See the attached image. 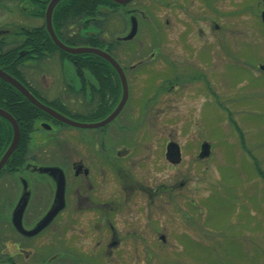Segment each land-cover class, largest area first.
I'll list each match as a JSON object with an SVG mask.
<instances>
[{
    "label": "flooded vegetation",
    "instance_id": "af4514ba",
    "mask_svg": "<svg viewBox=\"0 0 264 264\" xmlns=\"http://www.w3.org/2000/svg\"><path fill=\"white\" fill-rule=\"evenodd\" d=\"M147 1L131 0L126 4L114 3L113 6L100 4L93 15L86 16L79 25L74 24L67 30H55L51 16L53 30L61 42L71 36L83 40L81 45L63 42L65 45L99 48L118 63L126 82L125 101L111 120L103 125L84 128L61 122L44 111V115L32 121L28 130L4 109L16 121L18 141L22 138L27 142V150L20 162L9 165L7 162L13 151L0 169V264H115L122 239L130 236L128 231H121L120 216L130 212L133 197L138 194L144 199L137 203L136 208L140 207L141 212L145 210L144 215L146 212L150 215L148 210L152 211L153 197L166 193L163 187L152 193V186L148 183L149 174L146 175L152 166L164 164L166 167H181L187 148L193 150L197 162L213 157L214 145L205 135L183 143L175 135L169 134L167 129L161 128L159 131V128L168 124L170 103L180 96L186 86L193 89L201 84L207 91L204 94L209 102H213V83L207 80L215 74L210 70L211 64H214L211 51L216 52L215 49L219 47L228 58L233 52L232 43L225 36L219 39L205 38L206 35L216 36L217 32L223 30L222 23L213 13L215 3L220 0H201L207 6V13H199L193 7L195 0H160L165 10L180 11L185 19L181 20L185 28L178 39L166 37L163 30L161 39H154L156 43L152 44L146 43L151 38L141 35L144 28L150 33L152 26L146 15ZM21 9L31 20L40 21V24L28 27L18 25L24 32L22 35L11 28H0V49L16 48V57L27 58L22 62L23 68H33L26 72L24 69L22 80L11 76L42 104L73 121L81 122L69 115H82L84 121L81 123L86 124H96L106 119L123 97L119 72L105 58L96 54L99 57L97 68L89 67L92 65L89 54L92 53H83L88 65L77 69L70 59H60L56 52L37 51L48 41L40 30L43 27L47 31L45 12L41 17L37 6L32 8L25 1H22ZM250 13L259 18L264 26V0L253 5ZM111 14L114 15L115 27L119 28L122 21L125 23L124 32L118 30L112 39L105 31ZM132 17L137 21L136 33L132 38L125 39L131 30ZM171 26L172 21L167 13L162 27L167 30ZM34 29L40 33L30 37ZM50 39L53 42L51 36ZM94 41L102 47L92 46ZM225 41L229 42L228 48H224ZM37 43L39 48L30 53V47ZM196 45H199L197 50L194 48ZM179 46L184 51L196 53L208 68L199 63L184 62L182 54L176 53ZM57 55L60 62H71L74 68L72 75L67 76L60 69L46 68L49 67L46 63L52 62ZM105 64L112 69H105ZM261 65L264 64L259 62L255 67L264 73ZM166 66H171V72L167 70L169 75L164 74ZM141 67L145 69H137ZM152 67H156L161 75L155 78V92L148 94L141 86L142 77ZM185 94L183 92V96ZM191 94H194L193 90L188 93L189 96ZM64 126L79 128L83 133L72 134L70 142L63 146L59 142L61 128L57 127ZM10 127L12 140L13 129ZM37 131H41V135L36 137L34 133ZM32 140L35 145L40 140L45 144L40 148H31ZM241 147L246 149L243 142ZM48 167H56L60 171L53 173L43 170ZM61 177L64 180L63 208L37 233L26 234L25 231L33 230L52 208L57 182ZM21 199L25 200V207L21 216L22 230H19L12 218Z\"/></svg>",
    "mask_w": 264,
    "mask_h": 264
},
{
    "label": "rangeland",
    "instance_id": "374dc122",
    "mask_svg": "<svg viewBox=\"0 0 264 264\" xmlns=\"http://www.w3.org/2000/svg\"><path fill=\"white\" fill-rule=\"evenodd\" d=\"M159 2L148 0L145 4H149L145 10L152 28L150 33L142 29L141 35L151 38L146 41L148 44L161 39L163 30L166 37L178 39L185 28L180 11L165 10ZM258 2L220 0L215 3L213 13L223 30L205 38L225 36L231 41L233 52L228 58L219 47L216 52L211 51L214 64L210 63V70L215 74L207 80L213 83V102H209L201 84L193 89L186 86L170 103L168 124L159 128V131L167 129L183 143L205 135L214 145V155L207 161L197 162L193 150L187 148L181 167L152 166L146 174H149L152 193L163 187L168 197H153L150 215L136 208L144 199L138 194L133 197L130 212L120 216L121 231H128L130 236L122 239L115 264H264V73L255 67L259 62L264 64V26L250 13ZM21 3V0H0V28L16 31L18 25L40 24L30 19L21 9ZM192 5L199 13H207V6L201 0L193 1ZM166 12L172 21L167 30L162 27ZM113 16H109L105 28L110 39L118 30L122 33L125 30L123 21L119 28L115 27ZM225 47H229L228 41L224 42ZM194 48L197 50L199 45ZM176 53L182 54L184 62L208 68L196 53L184 51L181 46ZM47 65L46 68L60 69L67 76L74 72L71 62H60L58 55ZM166 68L164 74L169 75L171 66ZM24 69L26 72L33 68ZM160 75L156 67L146 71L141 85L144 92H155V78ZM192 90L194 94L189 96ZM69 116L84 121L82 115ZM57 128H61L59 142L63 146L70 142L72 134L83 133L79 128ZM239 131L246 149L241 147ZM39 135L41 131L34 133L36 137ZM31 142V148L45 144L42 140L36 145ZM254 161L258 162L262 175Z\"/></svg>",
    "mask_w": 264,
    "mask_h": 264
},
{
    "label": "trees",
    "instance_id": "16d2710c",
    "mask_svg": "<svg viewBox=\"0 0 264 264\" xmlns=\"http://www.w3.org/2000/svg\"><path fill=\"white\" fill-rule=\"evenodd\" d=\"M25 1L26 4H30L33 8L34 5L37 6L39 9V13L41 17H44V12L46 9V5L49 0H21ZM104 4L105 6H113L115 5L114 2L111 0H61L55 7L53 14H52V22L55 30H63L68 29L74 24H80V22L86 17L93 15L96 11L98 5ZM40 30L45 34L48 41L44 44V47H40L37 44H34L30 47V53L37 51H48L49 53L56 52L60 59L61 58H68L70 59L77 69H81L86 67L84 56L85 54H72L65 52L58 48L50 39V36L46 29L42 27ZM19 31V32H18ZM23 34L24 32L21 29H17L15 33ZM40 32L39 30L34 29L32 34L29 36H36ZM63 41V40H62ZM69 45H81L83 44V40L78 38L77 36H71L65 41H63ZM30 43H32L30 41ZM92 46H97L96 42L92 43ZM97 47H102L99 45ZM16 48H10L6 51H2L0 49V68L3 69L5 72L9 73L10 75L14 76L17 79L22 80L24 68L22 66V62L26 60V57H16ZM41 56V55H40ZM42 58V57H41ZM89 58L91 64L89 67L94 69L97 68L98 63V56L94 54H89ZM88 65V64H87ZM105 69L110 67L104 66ZM112 69V68H110ZM0 107L7 110L11 113L14 118L21 122L22 127L26 129H30L32 126V121L35 118H39V116L44 115L45 112L37 108L36 106L32 105L28 99L22 95L16 88H14L9 83L0 79ZM21 127V130H22ZM238 129V128H237ZM239 130V129H238ZM240 132V131H239ZM240 136L243 141L242 133L240 132ZM11 140V127L10 124L0 117V156L5 151L7 145L10 143ZM27 150V142L23 141L22 138L19 139L17 143V147L15 148L13 154L9 158L7 164H14L17 161L20 162V159H23L25 156V152ZM255 162V167L259 174H263L262 170L259 167L257 161Z\"/></svg>",
    "mask_w": 264,
    "mask_h": 264
},
{
    "label": "water",
    "instance_id": "95a60500",
    "mask_svg": "<svg viewBox=\"0 0 264 264\" xmlns=\"http://www.w3.org/2000/svg\"><path fill=\"white\" fill-rule=\"evenodd\" d=\"M61 0H50L46 11H45V24H46V28L47 31L49 32L54 44L59 47L61 50L68 52V53H72V54H80V53H92V54H96L100 57L105 58L118 72L122 81V86H123V97L120 101V103L118 104V106L116 107V109L103 121H101L100 123H96V124H86V123H81V122H76L73 121L67 117H65L64 115L56 112L55 110H53L52 108L42 104L40 101H38L27 89L25 86H23L18 80H16L14 77H12L11 75H9L8 73H6L3 69L0 68V79H2L3 81L9 83L10 85H12L14 88H16L21 94H23L30 103H32L34 106L42 109L43 111H45L46 113L50 114L51 116H53L54 118L58 119L61 122H64L66 124L69 125H73L76 127H80V128H84V127H96L99 125H103L104 123H106L107 121L111 120L122 108V105L125 101V96H126V82H125V78L124 75L122 73L121 68L119 67L118 63L109 55L107 54L105 51L99 49V48H95V47H87V46H79V47H74V46H68L65 45L63 42H61L52 27V22H51V16H52V11L54 9V7L60 2ZM114 3H118V4H126L128 2H130L131 0H111ZM136 27H137V21L135 17H132L131 19V30L130 32L125 36V39H130L132 38L135 33H136ZM261 68L264 69V65H261ZM0 117L6 119L10 125L12 126L13 129V138L8 146V148L6 149V151L3 153V155L0 158V169L2 168V166L5 164V162L7 161V159L9 158V156L11 155V153L14 151L17 141H18V125L16 123V121L14 120V118L4 109L0 108ZM44 171H49V172H58L60 170H58V168L56 167H48V168H43ZM61 174V173H60ZM63 191H64V180L63 177L58 179L57 182V191H56V199L54 204L52 205V208L48 211V213L46 214V216L37 224V226L31 230V231H25L26 234L32 235L37 233L39 230H41L43 227H45L51 220L52 218L57 214V212L59 210H61L64 206V202H63ZM25 207V200L21 199L18 203V205L16 206V209L13 213V224L20 230H22L21 227V216H22V212L23 209ZM162 240H164V237L161 236L160 237Z\"/></svg>",
    "mask_w": 264,
    "mask_h": 264
}]
</instances>
